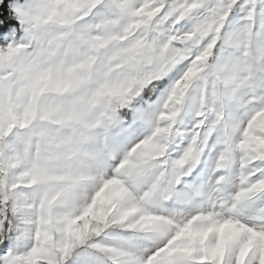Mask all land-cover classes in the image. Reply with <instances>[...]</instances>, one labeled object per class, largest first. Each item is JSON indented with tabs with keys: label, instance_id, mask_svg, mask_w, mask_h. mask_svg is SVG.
Segmentation results:
<instances>
[{
	"label": "snow or ice",
	"instance_id": "obj_1",
	"mask_svg": "<svg viewBox=\"0 0 264 264\" xmlns=\"http://www.w3.org/2000/svg\"><path fill=\"white\" fill-rule=\"evenodd\" d=\"M0 264H264V0H0Z\"/></svg>",
	"mask_w": 264,
	"mask_h": 264
}]
</instances>
